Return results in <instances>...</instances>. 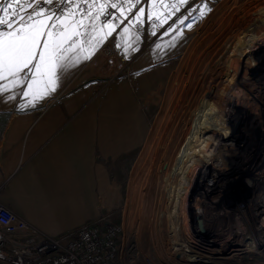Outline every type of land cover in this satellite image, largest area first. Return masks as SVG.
I'll list each match as a JSON object with an SVG mask.
<instances>
[{"label":"rangeland","instance_id":"obj_1","mask_svg":"<svg viewBox=\"0 0 264 264\" xmlns=\"http://www.w3.org/2000/svg\"><path fill=\"white\" fill-rule=\"evenodd\" d=\"M5 2L0 0V4ZM250 2L254 0H188L185 5L164 0L160 19H149L145 48L159 44L164 47L165 59L158 65L157 84L141 102L142 124L140 131L133 133L139 139L132 141L130 156L117 161L108 185L100 189V218L121 225L131 244L140 250L143 264H264V44L256 46L264 37V15L261 11L244 18L237 15V10ZM204 4L208 7L201 16ZM31 11L27 9L25 14ZM162 19L167 22L161 23ZM252 29L263 31L254 38ZM245 47L249 51L239 54ZM254 57L260 66H245L230 99L223 98L230 116L226 110L224 114L209 113L212 107L222 110L220 93L226 79L241 70L245 61L254 63ZM211 64H221L216 73ZM255 77L258 87L254 86ZM239 116L244 119L234 138ZM220 117L229 118L225 126ZM194 132L216 135L227 141L226 145L233 139V145L228 146L238 143V149L233 150L235 155L224 152L233 157L231 167L222 166L221 158L215 167L204 168L210 175L198 187L203 189L201 198L190 194L187 214L180 210L169 219L174 234L167 211L169 205L182 204L187 192L171 197L174 184L178 185L173 170L179 172L177 152L189 150L186 144L193 140ZM201 144L200 154L214 155L206 141L202 149ZM165 238L169 240L166 247Z\"/></svg>","mask_w":264,"mask_h":264},{"label":"crops","instance_id":"obj_2","mask_svg":"<svg viewBox=\"0 0 264 264\" xmlns=\"http://www.w3.org/2000/svg\"><path fill=\"white\" fill-rule=\"evenodd\" d=\"M111 2L124 8L125 17L107 9L101 22L116 16L115 30L90 59L81 54L74 67L59 72L55 92L33 105L22 94L26 87L0 91V203L46 237L68 234L102 216L100 189L139 139L133 133L142 124L141 102L157 84L165 59L159 44L145 48L149 16L157 17L151 0H133L131 10L125 0ZM40 6L57 13L62 7L57 0L52 5L41 0ZM163 6L164 0L156 5L158 12ZM141 7L144 16L136 21ZM81 10L87 8L80 5L77 17ZM110 42L116 45L118 70L103 53Z\"/></svg>","mask_w":264,"mask_h":264},{"label":"snow or ice","instance_id":"obj_3","mask_svg":"<svg viewBox=\"0 0 264 264\" xmlns=\"http://www.w3.org/2000/svg\"><path fill=\"white\" fill-rule=\"evenodd\" d=\"M53 2L43 0L44 5H52ZM57 2L62 5L59 13L40 6L41 0H31L26 5L24 0H6L0 4V82L8 81L0 87V91H6L9 87H26L22 94L31 97L33 105L37 99H43L56 91L59 72L74 67L81 59V54H84L83 59H90L104 37L115 30L113 21L117 19L116 16L101 22V17L109 7L125 17L124 8L111 0ZM125 2L131 10L140 0ZM179 3L186 5L188 0H179ZM81 4L87 5V11L81 10L77 17V9H80ZM151 4V14L160 19L156 5L163 4V0H151ZM207 7V4L202 6L201 16H204ZM27 9L32 11L26 15ZM144 12L145 9L141 7L135 20L139 21ZM166 22V19L161 20V23ZM184 23L185 20L181 19L180 24ZM123 31L128 33L129 29L125 27Z\"/></svg>","mask_w":264,"mask_h":264},{"label":"built area","instance_id":"obj_4","mask_svg":"<svg viewBox=\"0 0 264 264\" xmlns=\"http://www.w3.org/2000/svg\"><path fill=\"white\" fill-rule=\"evenodd\" d=\"M110 49L117 55L116 47L108 43L104 51ZM119 58L125 64L124 57ZM140 256L121 225L104 218L68 234L46 237L0 203V264H143Z\"/></svg>","mask_w":264,"mask_h":264},{"label":"bare ground","instance_id":"obj_5","mask_svg":"<svg viewBox=\"0 0 264 264\" xmlns=\"http://www.w3.org/2000/svg\"><path fill=\"white\" fill-rule=\"evenodd\" d=\"M256 4H257V6H255ZM259 11L263 12V15H264V0H254V2H250V3L246 4L243 8H241L240 10H237V15L242 17V18H244L245 16H249V14L250 15H256L255 13H257ZM262 31L263 30L260 31V30H257V29L250 30L251 35L254 38L259 37L261 35ZM263 36H264V33H263ZM259 39H261L259 41H262V42H260L256 46L264 44V41H263L264 37H261ZM245 48L246 49H242L238 53L239 54H243V53L249 51V49L247 47H245ZM104 55H105V57L107 59L108 58L114 59L115 60L113 62L114 66L116 68L119 67V64L116 63L117 62V59H115V57H116L115 55L116 54L113 51V49L108 50L107 53H105ZM230 57L226 58L225 60H228ZM253 61H254V63H250V62L245 61L243 63V66H242L241 70L236 72V74L234 76L229 77L228 79H226V83H225L223 89L221 90L222 92L220 93V95H221L220 96V103L222 102L220 105L223 106V107L222 106H220V107H222V110L218 109V108L214 109V107H212L209 110V113L217 114V112H218V114H220V113L225 112V110H226L228 112L227 116L228 117L230 116V109H228L227 107L224 106L223 98L230 99V98H228V95H232V90H233L234 86L239 84V80L241 79V72H244L242 70H244L245 66L249 65L250 66L249 68H252V67L256 68V67L260 66L258 60L255 57L253 58ZM196 66L199 68L200 63L196 64L195 68H196ZM220 66H221V64H219L218 67L215 66L214 64H211L210 68H215L214 73H216L218 71V69L220 68ZM251 75H252L251 72H249V76H251ZM252 79H253V77H252ZM255 80H257L256 77L254 78V81ZM243 82H244V80H243ZM255 82H257V83L254 86L258 87V85H259L258 80L255 81ZM234 95H235V93H234ZM245 95H246L247 99L249 100L250 95H248V93L245 94ZM235 98H236V96H235ZM239 100L240 99L238 98V100L234 101V103L232 105L235 106L239 102ZM235 102H237V103H235ZM228 105H231V104H228ZM208 117H209V115H208ZM220 119L222 120V122H223V124L225 126V124H226V122L228 121L229 118L227 120H224L223 118L220 117ZM210 127H211V125H208L207 129H210V133L212 134L213 130ZM201 134H203V133H199V134L196 135V132H194L193 140L186 144V146L188 144L190 145V147H189V145L187 146V147H189V150H186V153L183 154V149H180V151L177 152V154H178L177 163H178V171L179 172H177L176 169L174 168L173 173H174V176L177 178L176 179V183L178 185L176 186L174 184V188L175 189L173 190V193H171V195H172L171 197L178 198L179 195L182 194V192H181L182 190L186 191L187 193L182 195V202H183L182 204L180 203V204H176V205H173V206L169 205V209L170 210L167 211V214L169 213V217H168L169 226H170V220L169 219L173 218V216H175V214H177L178 211L181 210V212L183 211V212H185L187 214V212H186V211H188V210H186L187 201L188 202L190 201L189 206H188L189 209H190V206H191V200L187 199V198H190V197H188V196H190V194H191V196H194V199L201 198V196H199V195H201V193H203V189L199 191L198 187H200L204 181H207L206 178H207L208 175H210L209 174L210 172L209 173L205 172V169H211L212 167H215L217 162H219V160L221 158H223L222 166L224 164H227L229 167H231V163L233 161V157H230L228 154L227 155L224 154V152L230 151L233 155H235L236 153H233V150H237L238 149V143H237V145L235 147L228 146V145H233L232 144L233 139H231V142L228 145H226L227 141H225L223 139H219L218 140V137L216 135H213V137H209V135L206 136L204 134L203 135H201ZM197 137L200 138V140L197 139ZM204 141H206L207 148H209V149L212 148L211 151L214 152V155H210V156L209 155H207V156L205 155L204 156L202 153L200 154V152L198 151L199 144L200 143L203 144ZM221 142H222V144H221ZM202 144H201V149H202ZM206 145H205V149H206ZM204 151L207 152V150H204ZM201 152H202V150H201ZM213 156L215 158L214 160H212V158H211ZM222 171H224L223 168H222ZM193 187L196 188V189L194 191H191V189ZM175 198H172V199L175 200ZM180 201H181V196H180ZM192 201H193V199H192ZM172 204H174V203H172ZM171 228H172V233H173L174 232L173 230L175 228H173V227H171ZM187 229H188V227H187ZM174 234H175V232H174ZM172 237L173 236H171V239H173ZM162 240H163V242L167 241L165 243V247H166V245L169 243V240H167L166 238L162 239ZM175 243L173 245H175ZM194 257H196V256H194Z\"/></svg>","mask_w":264,"mask_h":264},{"label":"water","instance_id":"obj_6","mask_svg":"<svg viewBox=\"0 0 264 264\" xmlns=\"http://www.w3.org/2000/svg\"><path fill=\"white\" fill-rule=\"evenodd\" d=\"M243 119H244V117L243 116H239L236 120H235V129H234V138L238 135V133H239V128H240V126H241V124L243 123ZM200 228H201V230L203 231V232H205V230H206V227H205V225L202 223V222H200Z\"/></svg>","mask_w":264,"mask_h":264}]
</instances>
